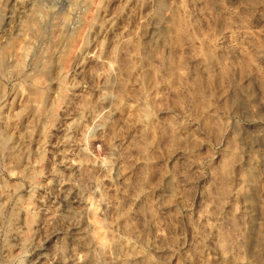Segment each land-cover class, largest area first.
<instances>
[{
    "label": "rangeland",
    "instance_id": "obj_1",
    "mask_svg": "<svg viewBox=\"0 0 264 264\" xmlns=\"http://www.w3.org/2000/svg\"><path fill=\"white\" fill-rule=\"evenodd\" d=\"M49 1L0 0V264H264V0Z\"/></svg>",
    "mask_w": 264,
    "mask_h": 264
},
{
    "label": "bare ground",
    "instance_id": "obj_2",
    "mask_svg": "<svg viewBox=\"0 0 264 264\" xmlns=\"http://www.w3.org/2000/svg\"><path fill=\"white\" fill-rule=\"evenodd\" d=\"M39 1L38 2V7L40 10H45V9H48V8H51L53 9V7H56V4L55 2H50L49 0H37ZM50 9V10H51ZM73 13V12H72ZM58 14V13H57ZM55 15V14H54ZM60 15V14H59ZM81 18V17H80ZM65 25V24H64ZM62 26V25H61Z\"/></svg>",
    "mask_w": 264,
    "mask_h": 264
}]
</instances>
